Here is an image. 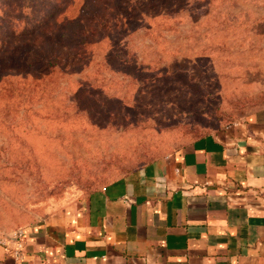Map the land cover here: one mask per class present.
<instances>
[{
	"label": "rangeland",
	"instance_id": "374dc122",
	"mask_svg": "<svg viewBox=\"0 0 264 264\" xmlns=\"http://www.w3.org/2000/svg\"><path fill=\"white\" fill-rule=\"evenodd\" d=\"M119 1L0 0V236L264 103V0H138L142 21L132 10L122 27L108 22L126 12ZM84 2L86 23L106 25L86 32L97 42L77 58L82 28L44 27ZM27 50L69 65L26 78L11 58Z\"/></svg>",
	"mask_w": 264,
	"mask_h": 264
},
{
	"label": "crops",
	"instance_id": "0c3cea01",
	"mask_svg": "<svg viewBox=\"0 0 264 264\" xmlns=\"http://www.w3.org/2000/svg\"><path fill=\"white\" fill-rule=\"evenodd\" d=\"M0 236V264H264V103Z\"/></svg>",
	"mask_w": 264,
	"mask_h": 264
},
{
	"label": "trees",
	"instance_id": "16d2710c",
	"mask_svg": "<svg viewBox=\"0 0 264 264\" xmlns=\"http://www.w3.org/2000/svg\"><path fill=\"white\" fill-rule=\"evenodd\" d=\"M107 4L110 9H119V0H107ZM118 2V3H117ZM153 3V2H152ZM87 6L89 5V2H84L83 7L79 9L77 16L73 17L71 15L67 14V9L58 12L52 16V23L50 26L44 27V31L46 33L53 34V31L55 32L56 29H61V35L60 36H66L70 34V37L77 35L78 33L75 30H71V28L78 25L80 28H82V36L85 38H81L79 41H73L74 48L77 47V50L75 51L74 55L79 58L82 57L86 53V47L87 46H93L97 41H92L88 38V35H86L88 32L94 33L97 28L105 27L106 22L100 21L98 17H96V28L95 31L90 27L89 24L86 23V15L88 14L87 11L84 10L85 8L88 9ZM162 6V5H161ZM134 10L136 13V22H140L143 19V16L146 14V12L142 9L141 4L138 2V0H128L127 6H126V12L124 11H116L114 17H110L108 22H112L114 25H120L125 26L129 24V20L133 17V14H130V12ZM105 11V10H104ZM128 12V15H127ZM49 14V12H48ZM89 16V15H88ZM48 16L46 13L37 21L40 25L45 22V19H47ZM91 17V15H90ZM94 18V17H93ZM86 30V31H85ZM87 32V33H86ZM47 44H50L52 41V37L48 38ZM25 55V56H24ZM23 55L22 59L19 58H11L12 61V67L19 71L24 77H31L32 79L36 81H41L44 76L49 75L54 69L53 68H59L60 70H66L67 66L69 65L67 59L62 62L59 58L60 57H53V58H43L42 56H38V54H35V52H32L31 50H27L26 53ZM39 65L37 69L35 68L36 65ZM8 72H10L8 70ZM8 74V73H6ZM92 87H89L87 91H91ZM90 95V94H89ZM224 127V126H223ZM221 127V128H223ZM220 128V129H221ZM204 133H213V132H204ZM204 133H201L199 135L194 136L193 138L200 136ZM192 139V138H191ZM190 140V139H189ZM187 141V140H186ZM185 141V142H186ZM185 142H183L180 146H182ZM158 157H155L153 159H156ZM147 161L145 164L150 162L151 160ZM144 164V165H145ZM143 165V166H144ZM141 168V167H140ZM139 169V168H138Z\"/></svg>",
	"mask_w": 264,
	"mask_h": 264
},
{
	"label": "built area",
	"instance_id": "2783aa9c",
	"mask_svg": "<svg viewBox=\"0 0 264 264\" xmlns=\"http://www.w3.org/2000/svg\"><path fill=\"white\" fill-rule=\"evenodd\" d=\"M21 235H22V233H21L20 229L17 230L16 233H15V236L16 237H21Z\"/></svg>",
	"mask_w": 264,
	"mask_h": 264
}]
</instances>
